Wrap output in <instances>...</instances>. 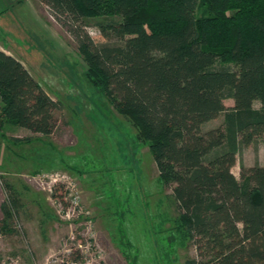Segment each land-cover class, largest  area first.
<instances>
[{
    "label": "trees",
    "instance_id": "1",
    "mask_svg": "<svg viewBox=\"0 0 264 264\" xmlns=\"http://www.w3.org/2000/svg\"><path fill=\"white\" fill-rule=\"evenodd\" d=\"M38 1L148 144L196 252L186 264H264V165L240 163L239 179L232 172L264 137V0ZM91 17L102 19L105 43L85 31ZM62 108L0 50V147L8 124L49 137ZM222 113L220 125L202 129Z\"/></svg>",
    "mask_w": 264,
    "mask_h": 264
},
{
    "label": "rangeland",
    "instance_id": "2",
    "mask_svg": "<svg viewBox=\"0 0 264 264\" xmlns=\"http://www.w3.org/2000/svg\"><path fill=\"white\" fill-rule=\"evenodd\" d=\"M0 13V50L23 62L63 105L49 137L13 124L3 127L0 264L193 259L196 252L179 221L172 189L160 181L136 127L88 77L78 42L41 1L4 0ZM101 20L91 17L85 28L99 44L106 42L97 27ZM224 105L230 108L234 101ZM223 117L202 129L215 128ZM13 138L31 140L15 144ZM240 163L264 165V137L238 156L232 169L238 179Z\"/></svg>",
    "mask_w": 264,
    "mask_h": 264
},
{
    "label": "crops",
    "instance_id": "3",
    "mask_svg": "<svg viewBox=\"0 0 264 264\" xmlns=\"http://www.w3.org/2000/svg\"><path fill=\"white\" fill-rule=\"evenodd\" d=\"M9 1V0H8ZM2 2H4V0H0V4H2ZM7 10V9H6ZM2 15H1V13H0V17H1ZM9 55H11V54H9ZM13 56V55H12ZM16 58V57H15ZM20 61V60H19ZM21 62V61H20ZM22 64H23V62H21ZM216 120V119H215ZM222 122H220L218 125H220ZM217 125V126H218ZM204 130V129H203Z\"/></svg>",
    "mask_w": 264,
    "mask_h": 264
},
{
    "label": "built area",
    "instance_id": "4",
    "mask_svg": "<svg viewBox=\"0 0 264 264\" xmlns=\"http://www.w3.org/2000/svg\"><path fill=\"white\" fill-rule=\"evenodd\" d=\"M64 185V184H63Z\"/></svg>",
    "mask_w": 264,
    "mask_h": 264
}]
</instances>
